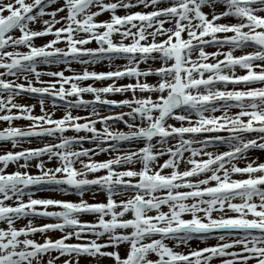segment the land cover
<instances>
[{"label": "snow or ice", "instance_id": "1", "mask_svg": "<svg viewBox=\"0 0 264 264\" xmlns=\"http://www.w3.org/2000/svg\"><path fill=\"white\" fill-rule=\"evenodd\" d=\"M0 146V264H264V0H0Z\"/></svg>", "mask_w": 264, "mask_h": 264}, {"label": "rangeland", "instance_id": "2", "mask_svg": "<svg viewBox=\"0 0 264 264\" xmlns=\"http://www.w3.org/2000/svg\"><path fill=\"white\" fill-rule=\"evenodd\" d=\"M100 18L101 19H105L106 16H101ZM45 39H48V38H45ZM42 42L43 41H41V40H37L36 41L37 44L42 43ZM89 46L94 47L95 45L92 44V45H89ZM21 50H23V49H21ZM206 50L211 52V51H214L215 49L214 48H208ZM116 63L121 64V60H118ZM44 67L46 68V70H60L61 68H64L65 69V75H72L73 74L72 72L68 71L65 68V66H63V65H60V66L53 65V66H44ZM71 67H72V69L75 72H81L83 70L84 66L79 65V64H72ZM87 67H88L89 71L100 72V71H108V70H110L108 65H107V63H98L96 65H88ZM42 79L49 80L50 78L47 77V76H44V77H42ZM121 81H123V80H121ZM87 83H93V81L89 80V81L81 82L82 85L83 84H87ZM107 83H110V81H104L103 82V84H107ZM95 86H102V83L101 82H95ZM66 87H68V86L66 85ZM82 98L85 99V100H91L92 96L87 94V93H85ZM107 98L108 99L120 100V99H123L124 97L119 95V94H115V95H109ZM69 99H75V97H70ZM18 102L32 104V103H35V100L29 98L28 96H24V97L18 98ZM45 108H46V110H51L48 101L45 102ZM78 111H79V114L82 115V116L86 114L83 109H80ZM98 111H100V113L102 115L109 114V109H107V108H98ZM112 111H121V109L113 108ZM123 111H127V109H123ZM62 112H63L62 108H57L56 113H55L56 117H59L60 115H62ZM34 113L37 114V115L40 114V109H39L38 106L34 109ZM73 114H77V110L74 109L73 110ZM217 114H219V113H217ZM170 122H172V121H170ZM14 124L23 126V125L27 124V121H25V120L14 121ZM97 127L99 128L100 125L98 124ZM115 127L119 128V129H122V130H125V131L127 130L126 127L123 124H117V125H115ZM68 134L71 135L72 133H68ZM8 146L10 147V145H8ZM37 146H40V141H38V140H33L32 143H30V144L26 143V144L22 145V147H37ZM2 147L3 146H0V150H2ZM84 147H89V145L85 144ZM17 150H19V149H17ZM250 155L257 156L261 160H264V153H260L258 151H253V152L250 153ZM105 158H107L105 154H100L99 156L94 157V159H98V160H102V159H105ZM48 166L51 167V166H53V164H49ZM240 166H243L242 162H241ZM14 167H15L14 165H10L9 168H8V171L14 170ZM30 171L31 172H36L37 170L35 168H31ZM35 197L36 198L54 197V198H59V199L71 200V201H77L79 199L77 196H75L74 194H71V193H69L67 195H62V194L51 193V192H36L35 193ZM84 198L86 200H88L89 202H92L91 193H86ZM95 199L97 201L103 200L104 199V194L101 193V192H97L96 195H95ZM50 210H52V209H50ZM81 219L82 220H91L92 217L85 215V216H82ZM37 221H40L41 223L51 222V221H48V220H39V219L36 220L35 222L37 223ZM37 224H40V223H37ZM52 233L57 235L56 237L59 236L58 232H52ZM37 238H39V237H37ZM214 242L215 241H209V243H214ZM195 246H196V243L193 242V247H195ZM200 246L202 247L203 245H200ZM121 251L123 252V249H121ZM101 264H111V261L103 260V261H101Z\"/></svg>", "mask_w": 264, "mask_h": 264}, {"label": "bare ground", "instance_id": "3", "mask_svg": "<svg viewBox=\"0 0 264 264\" xmlns=\"http://www.w3.org/2000/svg\"><path fill=\"white\" fill-rule=\"evenodd\" d=\"M239 54V53H237ZM124 63V61L121 60V64ZM150 79H154V78H150ZM129 81L127 79H124L123 81H118V83H128ZM37 223H41L40 221H37ZM51 237L55 238L57 235H55L54 233H50L49 234ZM83 260V259H82ZM81 264H85V261L83 260L81 262Z\"/></svg>", "mask_w": 264, "mask_h": 264}]
</instances>
